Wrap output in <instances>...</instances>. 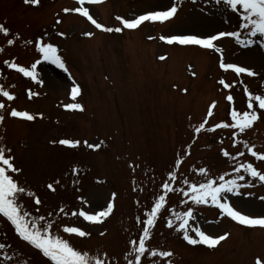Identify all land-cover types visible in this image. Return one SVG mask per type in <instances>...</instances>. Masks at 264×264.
<instances>
[{"label":"rangeland","instance_id":"rangeland-1","mask_svg":"<svg viewBox=\"0 0 264 264\" xmlns=\"http://www.w3.org/2000/svg\"><path fill=\"white\" fill-rule=\"evenodd\" d=\"M107 1L101 6L85 3L83 7L89 8L98 23L104 22L113 29L123 27L117 17L133 19L143 12L164 10L172 3H178L179 11L176 18L165 23L146 22L136 32H105L95 30V25L79 14L65 13L66 8L81 7L71 0H40L38 6L24 0H0V24L10 30L8 36L0 33V48L4 49L0 53L3 72L0 84L16 96L14 101L0 97L6 106L0 138L12 149L15 163L23 169L17 178L44 201L34 206L31 199H24L25 207L34 215H51L60 226V234L78 249L92 254L106 251L113 261L126 264L123 257L128 239L138 232L135 217L148 209L156 198L154 193H160L159 186L174 169L176 160L184 159L176 188L185 191L184 179L203 183L209 177L218 178L225 173H230L226 178L231 179L237 175L235 167L242 163H253L264 172V161L252 157L243 143L233 146L234 130L203 131L198 138L195 135V128L207 118L214 102L217 107L207 127L230 121L233 107L247 110V95L240 81L254 93L264 94V39L256 38L257 43L247 48L233 38L216 42L224 49L225 63L240 64L259 73L257 77L237 76L234 71L220 67L221 56L213 49L171 46L160 39L164 35L206 37L219 31H241L244 38L246 30L240 27L241 21L223 4L217 5L215 0ZM61 32L66 36L61 37ZM17 36L16 44L10 45L9 39ZM41 38L60 48L67 72L47 67L34 43ZM164 55L167 59L161 60ZM6 60L26 67L40 60L37 79L43 83L8 68ZM220 80L233 85L229 90L235 94L236 102L230 103L224 96ZM75 84H79L81 94L73 101L71 89ZM29 90L39 95L30 99ZM68 103H79L84 110H67L64 105ZM13 108L29 111L37 118L34 121L12 118ZM258 111L261 118L239 140L255 145L256 151L264 154V110ZM62 139L78 140L80 144L75 148L62 145L59 143ZM84 141L99 148H89ZM224 149L232 155L241 151L245 155L232 160L223 155ZM73 168L80 170L78 177L72 175ZM201 168L208 170L207 176L199 174ZM241 174L245 180L240 183L252 186L241 188L240 195L229 194V199L245 214L264 216L261 199L264 182ZM55 180L61 183L53 193L47 184ZM113 193H116L115 210L102 224L70 214L82 207L98 210L110 201ZM81 197L87 203H82ZM184 199L187 197L180 191L170 193L169 209L180 212L192 207L196 226L210 235H230L216 249L189 245L181 233L166 226L170 216L166 209L153 230L150 246L173 251L174 256L169 258L172 264H256L258 258L264 259V228L236 226L228 217L221 218L219 209L193 205L190 201L185 205ZM35 207H39V213ZM60 207L69 211V215L61 214ZM64 226L80 227L91 236L79 238L63 233ZM101 232L107 235L101 236ZM0 243L8 245L0 251V264H12L17 258L20 264L24 260L30 264H51L38 250L21 241L3 217H0ZM9 256L12 261L6 259ZM142 264H167V260L146 254Z\"/></svg>","mask_w":264,"mask_h":264},{"label":"snow or ice","instance_id":"snow-or-ice-1","mask_svg":"<svg viewBox=\"0 0 264 264\" xmlns=\"http://www.w3.org/2000/svg\"><path fill=\"white\" fill-rule=\"evenodd\" d=\"M29 5H39L40 0H24ZM81 7L73 9H64L65 13L75 11L80 15L87 17L96 28L105 32H122L126 29H137L145 22H160L164 23L173 17L179 11L178 3L170 4L164 10H154L147 14L140 15L133 19H124L117 17L121 20L123 27H117L115 29L105 27L97 20L93 18L89 13L88 7H83L85 3L96 4L101 3L103 0H78ZM217 5L223 4L231 12L235 14L241 21L240 27L246 30V35L242 38L241 31H219L215 34H210L206 37L198 35H164L160 39L166 41L168 44L179 45H197L205 49H213L221 56L220 67L225 71L232 70L236 74H246L249 77H257L259 73L254 71L250 67L241 66L236 63L224 62V49L217 45V41L224 38H233L243 47L247 48L257 43L256 38L264 39V0H215ZM60 21H57L59 23ZM0 33L5 36L10 34V30L5 27L4 24H0ZM61 37L66 36L65 33H59ZM91 36L92 33H87ZM16 38L9 39L10 45H15ZM149 39H155V37H149ZM25 43H33V41H25ZM36 49L41 55L43 61L50 62L68 71L65 61L60 54V48L51 42H45L43 38L34 42ZM4 52L3 48H0V53ZM161 60L167 59L165 56L160 57ZM40 60H37L30 67L21 66L13 61H5L8 68L13 69L19 73H22L25 77H29L39 84L43 81L37 79V66L40 64ZM195 75V73H193ZM0 77H3V72L0 71ZM219 83L226 89H231L232 84L225 80H220ZM240 83L244 87V91L247 95V110L238 111L235 107L230 112V121H222L216 123L213 127H207L208 120L214 115V109L217 107V103L211 104L207 113V118L195 128V135L198 138L203 131L215 132L217 129H232L234 136V147L236 144L243 143L244 148L248 149V152L252 157L257 160L264 161V154L258 153L255 149V145H250L247 141L239 140L241 134L247 130L253 128L255 123L261 118L260 111L264 110V94L254 93L248 84ZM15 87V85H12ZM187 92V89L184 90ZM31 99L38 93H34L31 90L28 92ZM81 94V88L79 84H75L71 89V99L75 101ZM0 97H4L7 101H14L16 96L5 88L3 84H0ZM227 100L234 102L232 95L227 96ZM5 103L0 102V124H3L5 115L2 114L5 109ZM67 110H80L83 111V105L79 103H68L64 105ZM10 116L12 118H20L27 121H34L37 117L31 114L29 111H20L15 108L11 109ZM41 118H43L41 114ZM62 145L70 147H77L80 141H74L71 139H62L59 141ZM85 145L89 148L98 149L99 145H89L87 141H84ZM195 143V140L193 141ZM223 143V140L220 141ZM12 149L7 147L3 143V138H0V217L5 218L10 222L17 237L31 246L33 249L38 250L44 257L51 261V264H119V261H113L109 258V254L105 252H97L92 254L89 251L78 249L75 247L69 239H65L60 234V226L51 215L36 214L29 211L25 204L22 202L24 199H31L34 202V206H40L44 203L41 196L30 189L25 183H22L17 177L23 172V169L18 167L15 163V156L11 154ZM187 155H191V144L188 146ZM223 155L229 157L232 160H237L239 157L245 155L243 151L236 155H232L227 149L223 150ZM184 163L183 157L175 161L174 169L170 170L166 180L159 186L160 193L156 195V198L152 201L148 209L143 215H137L135 217L136 226L138 232L134 236H130L128 239V245L126 253L123 259L126 264H142V261L146 258V254L152 258L160 257L167 260V264H172V260L169 259L174 256V252L167 250H157L155 247L150 246V242L153 239V230L156 227L157 221L160 219L161 214L169 209V194L176 191L183 193L187 199L183 200L185 205L189 204V201L193 205H211L221 212V218L224 216L231 218L233 221L238 222L240 225L248 227H260L264 228V216L254 217L252 215L245 214L243 210H238L234 207L233 202L229 199V194L240 195V189L244 187H251L252 185L247 183H240L245 180V175L241 173H247L253 180L259 179L264 182V172L257 169L253 163L238 164L234 171L237 175L234 178H226L230 173L220 175L218 178L209 177L206 182L203 183H190L187 179L182 181L183 185L187 186V191L184 188L177 189L176 181L178 180V173L180 165ZM134 167V166H133ZM199 174L207 176L208 170L206 168L199 169ZM73 176H79L80 170L78 168L72 169ZM61 183L60 180H55L54 183L47 184V188L55 193L56 186ZM264 200V197H261ZM82 203H87L81 197ZM116 193L111 195L110 201L100 209L84 210L82 207L78 212L72 211V216H81L84 220L93 224H102L108 217H110L115 210ZM138 206L140 201H136ZM35 212L39 213V207H35ZM170 216L167 220V227L174 229L182 234V238L189 245H206L209 248L217 247L222 241L228 239L230 233H224L220 235H210L206 230L196 226L194 221L196 219L195 209L188 207L185 211L178 212L175 208L169 209ZM59 212L64 216L69 215V211L60 207ZM56 228L57 230H54ZM62 232L69 235H76L79 238H90L91 233L82 230L80 227L64 226ZM101 236L107 235L106 232H101ZM8 247L5 243H0V251ZM7 260L12 261V258L6 257ZM12 264H20V259L17 258ZM24 264H30V261L24 260ZM256 264H264V259L258 258Z\"/></svg>","mask_w":264,"mask_h":264},{"label":"bare ground","instance_id":"bare-ground-1","mask_svg":"<svg viewBox=\"0 0 264 264\" xmlns=\"http://www.w3.org/2000/svg\"><path fill=\"white\" fill-rule=\"evenodd\" d=\"M177 17V14H176V16H175V18ZM142 26V25H141ZM141 26L139 27V28H141ZM139 28H138V30H139ZM137 30V31H138ZM59 84H55V86L57 87ZM220 246V245H219ZM219 246H218V248H219Z\"/></svg>","mask_w":264,"mask_h":264}]
</instances>
